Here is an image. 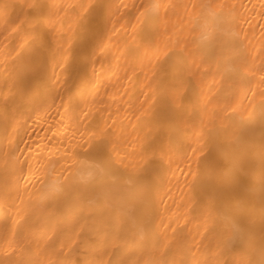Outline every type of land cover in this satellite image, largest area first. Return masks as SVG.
Instances as JSON below:
<instances>
[{"label":"bare ground","instance_id":"bare-ground-1","mask_svg":"<svg viewBox=\"0 0 264 264\" xmlns=\"http://www.w3.org/2000/svg\"><path fill=\"white\" fill-rule=\"evenodd\" d=\"M0 264H264V0H0Z\"/></svg>","mask_w":264,"mask_h":264}]
</instances>
